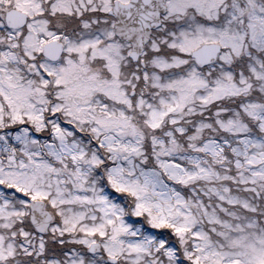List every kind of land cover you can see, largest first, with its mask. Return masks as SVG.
I'll list each match as a JSON object with an SVG mask.
<instances>
[{"label": "snow or ice", "instance_id": "snow-or-ice-1", "mask_svg": "<svg viewBox=\"0 0 264 264\" xmlns=\"http://www.w3.org/2000/svg\"><path fill=\"white\" fill-rule=\"evenodd\" d=\"M0 264H264V0H0Z\"/></svg>", "mask_w": 264, "mask_h": 264}]
</instances>
